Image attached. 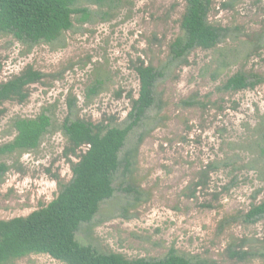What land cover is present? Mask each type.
I'll return each instance as SVG.
<instances>
[{"label":"rangeland","instance_id":"374dc122","mask_svg":"<svg viewBox=\"0 0 264 264\" xmlns=\"http://www.w3.org/2000/svg\"><path fill=\"white\" fill-rule=\"evenodd\" d=\"M75 7L87 16L73 15V28L57 41L27 44L0 32V83L28 67L43 75L24 103L0 105V148L14 139L15 118L52 117L37 150L0 154L9 168L0 220L48 205L59 193L53 176L71 181L86 147L64 156L67 117L128 123L140 86L135 68L144 63L163 73L156 104L121 154L132 165L116 175L114 197L77 240L128 259H162L175 250L196 264H264V218L245 222L264 201V82L223 90L239 72L264 80V0H212L209 22L226 36L180 61L170 48L182 34L183 0H77ZM15 264L63 263L31 255Z\"/></svg>","mask_w":264,"mask_h":264},{"label":"trees","instance_id":"16d2710c","mask_svg":"<svg viewBox=\"0 0 264 264\" xmlns=\"http://www.w3.org/2000/svg\"><path fill=\"white\" fill-rule=\"evenodd\" d=\"M183 1L182 34L170 48L173 61L183 60L197 49L216 48L227 33L226 29L209 22L212 0ZM76 3L77 0H0V32L27 44L57 41L73 28V15L87 16L88 11L76 8ZM135 71L139 93L138 98L132 100L124 127L65 119L62 130L68 145L64 156H77L83 147L86 151L72 165L73 177L69 183L63 184L53 176L59 193L48 205L26 217L0 220V264H15L31 255H46L63 264H196L175 250H170L162 259H128L122 254L99 252L91 245L80 243L76 237L81 226L90 224L101 207L114 197L116 175L123 166L128 171L132 165L129 157L122 158L121 154L132 132L156 104L155 88L163 73L144 63ZM42 78L40 72L28 67L20 75L0 83V105L8 101L24 103L30 96L28 88ZM263 82L260 76L239 72L226 81L223 90L240 92ZM13 128L16 135L0 148L1 155L37 150L52 128V117L46 112L35 118L18 117L13 120ZM8 169L0 164V183ZM262 218L264 201L251 207L245 222L255 223ZM232 254L240 260L248 257L246 252Z\"/></svg>","mask_w":264,"mask_h":264}]
</instances>
